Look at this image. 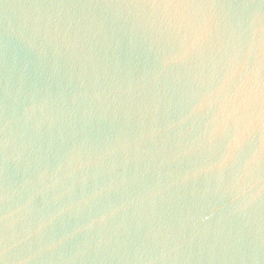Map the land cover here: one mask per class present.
<instances>
[{
    "label": "water",
    "instance_id": "95a60500",
    "mask_svg": "<svg viewBox=\"0 0 264 264\" xmlns=\"http://www.w3.org/2000/svg\"><path fill=\"white\" fill-rule=\"evenodd\" d=\"M0 264H264V0H0Z\"/></svg>",
    "mask_w": 264,
    "mask_h": 264
}]
</instances>
